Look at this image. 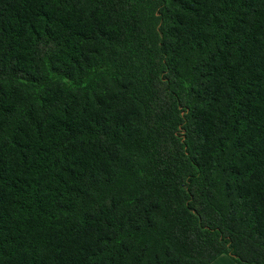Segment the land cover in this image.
Instances as JSON below:
<instances>
[{
	"label": "trees",
	"instance_id": "16d2710c",
	"mask_svg": "<svg viewBox=\"0 0 264 264\" xmlns=\"http://www.w3.org/2000/svg\"><path fill=\"white\" fill-rule=\"evenodd\" d=\"M264 264V0H0V264Z\"/></svg>",
	"mask_w": 264,
	"mask_h": 264
},
{
	"label": "crops",
	"instance_id": "0c3cea01",
	"mask_svg": "<svg viewBox=\"0 0 264 264\" xmlns=\"http://www.w3.org/2000/svg\"><path fill=\"white\" fill-rule=\"evenodd\" d=\"M224 258H226V259H224ZM220 260H226V261H224V262H226L227 264H232L229 260H230V258L229 257H227V256H221V257H219V258H217L213 263H211V264H221L220 263Z\"/></svg>",
	"mask_w": 264,
	"mask_h": 264
},
{
	"label": "rangeland",
	"instance_id": "374dc122",
	"mask_svg": "<svg viewBox=\"0 0 264 264\" xmlns=\"http://www.w3.org/2000/svg\"><path fill=\"white\" fill-rule=\"evenodd\" d=\"M224 259H226V258H224ZM224 261H226V260H220V263L221 264H227L226 262H224ZM232 264H236L233 260H229Z\"/></svg>",
	"mask_w": 264,
	"mask_h": 264
}]
</instances>
